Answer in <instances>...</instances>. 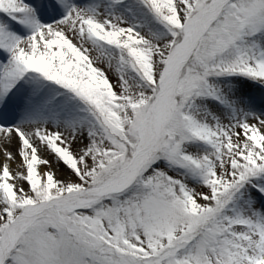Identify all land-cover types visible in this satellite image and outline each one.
Segmentation results:
<instances>
[{"label":"snow or ice","instance_id":"6c2138e0","mask_svg":"<svg viewBox=\"0 0 264 264\" xmlns=\"http://www.w3.org/2000/svg\"><path fill=\"white\" fill-rule=\"evenodd\" d=\"M0 264H264V0H0Z\"/></svg>","mask_w":264,"mask_h":264}]
</instances>
